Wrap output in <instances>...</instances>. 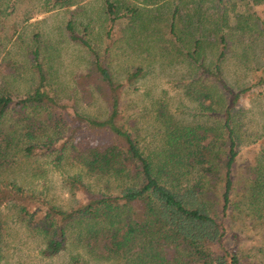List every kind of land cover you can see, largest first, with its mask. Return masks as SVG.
<instances>
[{
  "label": "trees",
  "instance_id": "obj_1",
  "mask_svg": "<svg viewBox=\"0 0 264 264\" xmlns=\"http://www.w3.org/2000/svg\"><path fill=\"white\" fill-rule=\"evenodd\" d=\"M262 1L255 0L257 4ZM173 4L172 0H107L103 48L80 33L74 19L66 23L68 37L85 49L90 60L87 71L78 78V86L90 101L97 95L106 103L108 113L103 118L84 115L76 104L62 101L51 81V72L41 59L39 46L28 52L32 88L19 94L0 85V168L10 166L24 141H28L25 150L32 154L35 148L54 146L52 135L56 134L61 136L63 149L70 150L74 162L92 175L110 178L100 193L78 177L72 178L71 186L85 194L86 199L68 210L16 183L0 186V208L15 206L19 219L30 230L46 235V251L50 254L66 247L68 229L78 224L82 247L97 260L119 264H242L239 255L225 243L226 219L236 202L239 121L234 109L244 93L264 84V70L258 83L234 92L222 70L227 38H218L221 48L217 62L214 67L207 65L202 56V36L209 32L204 28L201 32L200 26L191 31L179 28L176 20L181 7ZM169 5L172 10L165 14ZM195 8L189 15L191 22L195 16L199 19L200 7ZM146 15L153 18V31L162 39L157 46L161 57L169 59L173 55L190 61L200 75L214 78L229 97L218 126L182 125L163 111V143L159 151L152 153L143 150L121 110L124 87L141 78L144 69L138 66L129 71L127 82L122 83L116 81L112 68L115 29L120 20L127 19L129 25L135 26ZM166 18V29L157 26ZM253 19L256 21V16ZM255 23L264 30V21ZM201 98H213L207 85L198 92V99ZM71 122L78 126L73 133ZM42 136L48 137L46 142L33 141ZM251 172L244 188L249 201L242 208L251 211L259 222L255 226L264 233V167H255ZM251 214L245 212L248 217ZM2 228L0 218V237ZM71 264L84 263L80 255H75Z\"/></svg>",
  "mask_w": 264,
  "mask_h": 264
},
{
  "label": "rangeland",
  "instance_id": "obj_2",
  "mask_svg": "<svg viewBox=\"0 0 264 264\" xmlns=\"http://www.w3.org/2000/svg\"><path fill=\"white\" fill-rule=\"evenodd\" d=\"M106 1L65 0L64 3L56 4L54 0H0V85L19 94L29 91L34 85V78L31 76L28 52L39 46L41 59H44V64L50 70L51 81L60 91L62 101L76 104L84 115L105 117L108 113L106 103L97 95L90 101L85 90L78 86V78L89 67V55L81 45L68 37L65 26L69 19H74L78 31L103 48L106 39ZM172 1L180 5L182 13L188 16L187 21L180 18V22L182 27L187 25L190 31L201 26L198 16L192 22L189 19L193 8L201 4L210 6L209 9L214 10L213 16L221 9L218 0ZM238 4L241 6L237 12L232 10L230 16H223L224 13L218 18L215 29L208 23L209 35L206 38L204 34L202 36L203 60L212 67L217 62L221 48L218 38L221 35L227 38V55L222 61V70L234 92L258 83L264 70V30L262 25L255 23L264 21V3L255 7L256 21L251 16H244L252 11L247 0L239 1ZM171 10L169 5L164 10L165 14ZM152 19L146 15L135 26L129 25L127 19L120 20L115 29L116 46L112 52L116 81L126 83L129 71L138 66L144 69L141 78L124 87L121 110L127 127L146 153L159 151L162 146L163 111L182 125L218 126L229 101L228 93L222 90L214 78L200 75L195 64L173 55L169 59L161 57L157 46L162 39H159L158 32L153 31L155 22ZM161 25L166 29L167 18L157 24ZM189 41L192 42L191 39ZM200 85H207V92L211 93L212 99H198ZM234 112L239 121V156L235 166L236 202L226 219L228 235L225 243L239 255L242 264H264V233L260 226H255L259 222L251 211H243L242 208L249 201L244 188L251 176V169L264 167V84L256 85L244 93ZM69 126L72 133L75 127L78 128L72 122ZM66 135L69 136L68 131ZM52 137L56 140L54 146L35 148L32 154L25 150L28 141H24L10 166L0 168V186L16 183L64 210L86 199L85 194L71 186L70 180L74 177L81 179L95 193L104 191V182L110 178L103 179L88 173L82 165L73 161L70 150L63 149L61 136L55 134ZM47 139L42 136L33 141L43 143ZM113 184L116 186V183ZM245 212L251 216H246ZM0 218L3 226L0 264H71L75 255H80L84 264H119L113 260L93 258L82 247L78 224L68 229L66 247L61 252L50 254L46 251V235L30 230L19 219L15 206L1 207Z\"/></svg>",
  "mask_w": 264,
  "mask_h": 264
},
{
  "label": "crops",
  "instance_id": "obj_3",
  "mask_svg": "<svg viewBox=\"0 0 264 264\" xmlns=\"http://www.w3.org/2000/svg\"><path fill=\"white\" fill-rule=\"evenodd\" d=\"M221 1H222V6H220V0H218V2H219L218 7L219 8L221 7V9L218 10L219 12L217 11V14L215 16H213L214 15V10L213 9H211V10L209 9L210 6H205L204 7V5H202V4L200 5L201 7L199 6L200 7V10H199V13L200 14H199L198 21H201V26L200 25H198V26H200V28H204L205 31H206L207 30V24L208 23H210L213 26V28H214L215 27V24L219 21L218 18L219 17H222V15L224 13H225V15H223V16H226L232 10L234 12H237L238 8L241 6V4H238V3H239V1H243V0H221ZM247 1H248L249 4H251L250 7H249V10L252 9V11H251V13L249 12V13H247V15H244V16H247V17H249V16H251V17L256 16V13H255L256 12V8L255 7H256L257 3L255 2V0H247ZM214 2H215V0H214ZM262 3H264V0L262 1ZM226 7L229 8V11L227 10ZM195 9L196 8H193V11H195ZM203 16H206V17L204 18ZM229 16H230V14H229ZM180 18H182V19H184L186 21L188 19V16L186 14L184 15L182 13V10L178 14V19L176 21H177V24H178V27L179 28H183V30L188 29L187 28V25H185V27H182V23L180 22ZM202 25H203V27H202ZM216 32L218 33V31H216ZM204 35H205L204 38H206V34H204Z\"/></svg>",
  "mask_w": 264,
  "mask_h": 264
}]
</instances>
